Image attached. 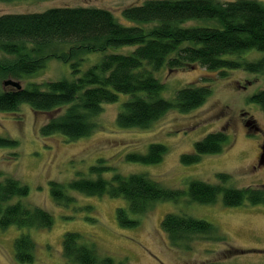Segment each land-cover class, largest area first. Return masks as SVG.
Segmentation results:
<instances>
[{"label":"trees","instance_id":"trees-1","mask_svg":"<svg viewBox=\"0 0 264 264\" xmlns=\"http://www.w3.org/2000/svg\"><path fill=\"white\" fill-rule=\"evenodd\" d=\"M12 1L16 0H0ZM122 17L131 25L118 21L109 10L96 7H55L40 13L0 15V112L13 113L25 104L34 112L53 113L40 128V134H58L76 141L94 132L103 106L119 102L120 95L128 96L116 116V125L123 130L149 129L170 111L188 113L207 101L210 88L196 84L177 90L172 99H164L165 85L154 76L163 68L177 71L197 66L218 72L220 77L236 70H264V56L255 61L241 59L252 50L264 53V6L258 1L147 0L140 6L125 8ZM192 20L210 25H185ZM125 46L135 48L129 54L108 53L112 48ZM91 53L106 54L81 73V63ZM227 55H236L237 59H227ZM49 60L70 64L72 78L24 87L10 84L11 78L22 80L42 71ZM249 100L264 112V90ZM252 122L245 121L248 130H256ZM229 142L225 130L211 132L180 161L192 165L204 156L220 155ZM17 145L15 140L0 137V147ZM167 152L164 145L152 143L146 154H128L126 160L155 165L162 162ZM99 164L89 168L90 175H96L94 178H77L67 184L51 181L54 203L63 208L74 207L71 192L86 197L120 198L126 205L116 209L117 222L121 228L130 229L137 228L141 217L157 203L177 202L182 196L179 189L167 188L143 173L123 176L114 172L106 178L104 174L113 170ZM216 178L217 184L191 181L187 190L190 202L214 204L221 194L226 207L264 204V187H226L228 174L218 173ZM28 195L25 184L0 171V230H22L13 242L15 260L20 264L35 261L36 244L29 231L48 230L54 224L50 213L27 203ZM160 226L173 247L187 251L195 241L226 239L214 225L187 215L166 214ZM61 246L68 263L114 264L112 258L100 259L79 233H65ZM228 252L235 256L238 249L230 248Z\"/></svg>","mask_w":264,"mask_h":264},{"label":"rangeland","instance_id":"rangeland-1","mask_svg":"<svg viewBox=\"0 0 264 264\" xmlns=\"http://www.w3.org/2000/svg\"><path fill=\"white\" fill-rule=\"evenodd\" d=\"M145 1L16 0L0 2V15L40 13L55 7H96L109 10L118 21L131 25L122 17V11ZM255 1L264 6V0ZM185 25L207 26L210 23L192 20ZM134 48H112L108 53L129 54ZM105 54L86 55L80 66L81 73L100 62ZM263 56L264 53L252 50L241 59L255 61ZM225 58L237 59V56ZM154 76L165 85L164 99H172L177 90L189 84L208 86L211 94L201 107L184 114L170 111L145 130L118 128L116 116L121 103L128 98L120 95L119 102L103 106L94 132L76 141L58 134L49 137L40 134V128L53 113L34 112L25 104L13 113L0 112V137L18 143L16 147H0V171L25 184L29 189L27 203L44 209L54 220L48 230L29 231L36 244L35 261L31 264H71L62 255V237L67 232L79 233L85 243L93 246L100 259L112 258L114 264H264V204L226 207L220 194L216 203L202 205L190 202L187 196L191 181L217 184L218 173L230 176L226 187H264V162H258L260 146L264 143V112L249 100L264 90V70L261 73L236 70L220 77L218 72L195 66L177 71L163 68ZM64 78H72L70 64L49 60L42 71L10 81L24 87ZM249 119L256 130L245 127ZM223 130L229 134L230 142L222 154L204 156L192 165L181 163L180 157L192 153L197 141L211 132ZM152 143L167 147L162 162L143 165L126 160L128 154H146ZM98 164L113 170L104 174L106 178L114 172L123 176L143 173L167 188L179 189L182 196L177 202L157 203L141 217L137 228L130 229L121 228L117 222L116 209L126 205L120 198L86 197L71 192L76 202L74 207L63 208L54 203L50 195L51 181L67 184L77 178H94L96 175H90L89 168ZM170 213L207 221L226 239L195 241L188 251L173 247L160 226L163 217ZM20 232L22 230L16 227L0 230V264H20L15 260L13 247ZM230 248L238 249V254L230 256Z\"/></svg>","mask_w":264,"mask_h":264},{"label":"flooded vegetation","instance_id":"flooded-vegetation-1","mask_svg":"<svg viewBox=\"0 0 264 264\" xmlns=\"http://www.w3.org/2000/svg\"><path fill=\"white\" fill-rule=\"evenodd\" d=\"M260 131H257L256 133H258ZM263 147H264V143L260 146V152H259V157H258V162L263 163L264 162V154H263Z\"/></svg>","mask_w":264,"mask_h":264},{"label":"water","instance_id":"water-1","mask_svg":"<svg viewBox=\"0 0 264 264\" xmlns=\"http://www.w3.org/2000/svg\"><path fill=\"white\" fill-rule=\"evenodd\" d=\"M10 84H12V85H13V83H12V82H10ZM15 85H17V84H15Z\"/></svg>","mask_w":264,"mask_h":264}]
</instances>
